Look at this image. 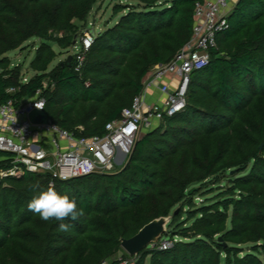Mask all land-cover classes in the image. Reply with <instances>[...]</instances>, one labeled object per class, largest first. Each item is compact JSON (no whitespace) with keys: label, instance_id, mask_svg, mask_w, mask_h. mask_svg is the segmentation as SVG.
<instances>
[{"label":"trees","instance_id":"trees-1","mask_svg":"<svg viewBox=\"0 0 264 264\" xmlns=\"http://www.w3.org/2000/svg\"><path fill=\"white\" fill-rule=\"evenodd\" d=\"M197 1H117L119 19L97 32L77 72L69 55L53 65L50 41L69 47L75 20L86 21L97 0H0V103L47 83L53 122L104 134L151 68L191 40ZM227 20L209 63L192 75L185 108L140 134L124 166L67 180L30 171L1 178L0 264H146L147 256L149 264H264V0H237ZM32 37L42 42L24 82L7 54ZM49 186L83 209L63 221L68 231L28 210ZM160 216L171 219L156 245L124 251L122 238ZM165 239L172 245L160 248Z\"/></svg>","mask_w":264,"mask_h":264},{"label":"built area","instance_id":"built-area-1","mask_svg":"<svg viewBox=\"0 0 264 264\" xmlns=\"http://www.w3.org/2000/svg\"><path fill=\"white\" fill-rule=\"evenodd\" d=\"M236 1L198 0L191 40L172 61L151 68L141 92L123 109L120 118L106 124L102 135H83V126L77 127V133L53 121L34 123L29 113L38 103H43L41 110H45L47 83L33 96L20 101L11 97L0 103V178L30 171L67 180L94 172H112L126 163L140 134L160 125L165 116L185 108L192 75L209 63L217 35L228 26L227 16ZM97 32L88 26L79 38V48L73 53L77 72H81ZM155 90L160 98L153 99ZM16 91V87L8 89L11 93ZM171 245L165 239L159 247ZM120 264H129V259Z\"/></svg>","mask_w":264,"mask_h":264},{"label":"rangeland","instance_id":"rangeland-1","mask_svg":"<svg viewBox=\"0 0 264 264\" xmlns=\"http://www.w3.org/2000/svg\"><path fill=\"white\" fill-rule=\"evenodd\" d=\"M117 1L119 0H97V2L94 4L93 9L88 14L86 21L76 19L75 22L78 25V33L75 34L73 43L69 47H62L59 45V43L50 41L51 45L57 52V58L53 62V65L60 60H65L69 54H73L78 50L79 38L88 26L94 30V33H96L98 30H103L108 26L114 25L120 17V14H114L113 11L114 4ZM58 35L63 36L64 32H60L58 33ZM41 42L42 40L40 38L32 37L23 45V47L8 52L7 55L11 59V65H21V74L23 77L22 80H29L35 74V71L31 66V62L34 59L36 50ZM124 164H121L118 167L121 168L122 166H124ZM217 187L218 186L215 185V187L213 188ZM215 194L216 192L211 194V196H214ZM196 199L201 202L204 197L198 196L196 197ZM121 254L122 252L119 253L120 256ZM149 260L150 256H147L145 259V263L149 264Z\"/></svg>","mask_w":264,"mask_h":264},{"label":"clouds","instance_id":"clouds-1","mask_svg":"<svg viewBox=\"0 0 264 264\" xmlns=\"http://www.w3.org/2000/svg\"><path fill=\"white\" fill-rule=\"evenodd\" d=\"M38 109L43 108V103L35 105ZM90 170V168H89ZM38 188V185H34ZM28 210L37 214L41 220L60 221L59 230L68 231L69 224L63 221L71 219L77 220L84 215L83 209H78L77 203L74 198L68 195H62L55 190L54 187L49 186L47 189L40 190L28 203Z\"/></svg>","mask_w":264,"mask_h":264},{"label":"water","instance_id":"water-1","mask_svg":"<svg viewBox=\"0 0 264 264\" xmlns=\"http://www.w3.org/2000/svg\"><path fill=\"white\" fill-rule=\"evenodd\" d=\"M72 60L73 54H69L67 63L71 64ZM29 118L34 123H51L53 121L46 110L38 108H34L30 111ZM120 163H122V161ZM170 219V216H160L152 219L142 226L133 236L129 238H122V248L129 255H138L143 249L156 244L162 238V236L167 232V226ZM220 239H222V237H220Z\"/></svg>","mask_w":264,"mask_h":264},{"label":"crops","instance_id":"crops-1","mask_svg":"<svg viewBox=\"0 0 264 264\" xmlns=\"http://www.w3.org/2000/svg\"><path fill=\"white\" fill-rule=\"evenodd\" d=\"M233 5H234V3L231 4V8L233 7ZM160 97H161L160 93L155 90L153 93V99L160 98Z\"/></svg>","mask_w":264,"mask_h":264}]
</instances>
